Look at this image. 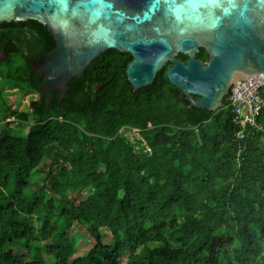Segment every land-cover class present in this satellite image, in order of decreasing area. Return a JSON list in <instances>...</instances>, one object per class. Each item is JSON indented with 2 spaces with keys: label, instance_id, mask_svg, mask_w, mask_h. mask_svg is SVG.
<instances>
[{
  "label": "trees",
  "instance_id": "trees-1",
  "mask_svg": "<svg viewBox=\"0 0 264 264\" xmlns=\"http://www.w3.org/2000/svg\"><path fill=\"white\" fill-rule=\"evenodd\" d=\"M55 45L37 20L0 23L1 80L41 93L31 119L9 120L0 90V264H264V108L241 137L228 96L197 108L167 67L135 90L131 55L117 49L61 98L28 60ZM197 58L208 59L204 48ZM124 127L141 131L149 156ZM77 225L92 239L82 255Z\"/></svg>",
  "mask_w": 264,
  "mask_h": 264
},
{
  "label": "water",
  "instance_id": "water-1",
  "mask_svg": "<svg viewBox=\"0 0 264 264\" xmlns=\"http://www.w3.org/2000/svg\"><path fill=\"white\" fill-rule=\"evenodd\" d=\"M31 19L56 42L31 66L61 98L109 49L131 55L125 72L135 90L167 67L180 97L211 111L235 82L264 74V0H0V23Z\"/></svg>",
  "mask_w": 264,
  "mask_h": 264
},
{
  "label": "built area",
  "instance_id": "built-area-1",
  "mask_svg": "<svg viewBox=\"0 0 264 264\" xmlns=\"http://www.w3.org/2000/svg\"><path fill=\"white\" fill-rule=\"evenodd\" d=\"M226 107L235 114L234 121L241 128V137L247 124L257 126L256 118L264 108V74H255L235 82L228 95ZM120 132L148 156L151 154V148L142 138L139 129L124 127Z\"/></svg>",
  "mask_w": 264,
  "mask_h": 264
},
{
  "label": "rangeland",
  "instance_id": "rangeland-1",
  "mask_svg": "<svg viewBox=\"0 0 264 264\" xmlns=\"http://www.w3.org/2000/svg\"><path fill=\"white\" fill-rule=\"evenodd\" d=\"M1 76L3 77L2 73L0 74V90L3 98L10 107L9 120L15 119V117L20 113H27L31 119L32 111L30 107V102L32 100L38 99L37 94L34 91L21 92L18 87L11 85L7 80H1ZM28 128L29 124H23L21 125L19 131L20 133H26L28 131ZM136 150L139 155H146V157L148 156L146 152H143V150L140 149V147H138ZM51 160V157L46 156L45 161L42 165H48ZM102 233L105 242L108 243L110 241L111 232L107 229H103ZM71 234L77 241L78 252L76 255L84 254L91 247L92 239L87 236L85 229L81 228V226L78 225L73 228Z\"/></svg>",
  "mask_w": 264,
  "mask_h": 264
},
{
  "label": "flooded vegetation",
  "instance_id": "flooded-vegetation-1",
  "mask_svg": "<svg viewBox=\"0 0 264 264\" xmlns=\"http://www.w3.org/2000/svg\"><path fill=\"white\" fill-rule=\"evenodd\" d=\"M27 39H28V40H31V39H30V36H27ZM205 51H206V50H205ZM40 55H42V54H40ZM40 55H39V56H40ZM34 59H36V58H29L28 60H29V61H32V60H34ZM179 59H180V58H179ZM198 59H199V58H198ZM201 60H202V59H201ZM207 60H208V59H207ZM207 60H206V61H207ZM206 61H204V62H206ZM30 72H31L32 74H37V75L39 74V76H40V74H41L40 71H39L38 69H35V68H33L32 66H31V71H30ZM44 90H45V89H44ZM52 91H54V90H52ZM34 92L37 94L38 98H40L41 93L38 92V91H36V90H34ZM45 92L48 93V94H50L51 91H49V90H45ZM49 98H51V95L49 96Z\"/></svg>",
  "mask_w": 264,
  "mask_h": 264
}]
</instances>
